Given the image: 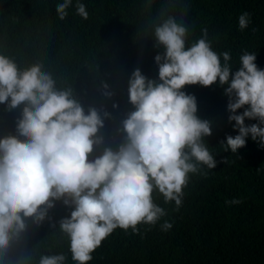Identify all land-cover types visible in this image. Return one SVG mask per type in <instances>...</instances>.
<instances>
[{
    "label": "clouds",
    "instance_id": "obj_1",
    "mask_svg": "<svg viewBox=\"0 0 264 264\" xmlns=\"http://www.w3.org/2000/svg\"><path fill=\"white\" fill-rule=\"evenodd\" d=\"M70 6L72 0L56 5L60 20ZM75 8L88 18L83 3ZM249 23L250 14L241 13L239 29ZM151 30L154 47L163 50L154 57L158 77L132 72L127 94L134 110L121 122L124 142L91 159L102 143L98 110L90 107L85 114L73 89L58 87L43 63L20 67L0 54V104L9 110L23 106L16 135L0 138V264H30V255L13 261L9 248L26 230L25 221L39 226L56 201L71 209L58 228L68 239L74 264H88L91 253L117 228L135 232L138 224L155 225L166 213L154 202V192L178 208L190 174L217 164L204 139L212 134V121L197 116L195 96L182 90L186 85L223 87L227 119L238 131L220 143L225 151L236 154L248 137L264 147V69L257 67L256 53L243 51L232 72L230 53L213 49L207 29L189 44L188 25L161 11ZM102 87V94L111 97L108 85ZM245 119L257 123L245 125ZM66 259L63 253L41 254L37 264H65Z\"/></svg>",
    "mask_w": 264,
    "mask_h": 264
},
{
    "label": "trees",
    "instance_id": "obj_2",
    "mask_svg": "<svg viewBox=\"0 0 264 264\" xmlns=\"http://www.w3.org/2000/svg\"><path fill=\"white\" fill-rule=\"evenodd\" d=\"M62 2L0 0V54L20 67L43 63L58 87L73 89L85 114L90 107L98 110L102 143L90 159L124 142L121 122L134 110L127 94L132 72L139 69L147 79L158 77L154 57L163 50L154 47L150 36L161 11L188 25L189 44L207 29L213 49L230 53L232 72L245 50L256 53L257 67L264 69V0H72L68 15L60 20L55 8ZM77 3L86 6V20L76 14ZM243 12L250 14V23L241 31L238 17ZM103 84L111 97L102 94ZM182 90L195 96L197 116L212 121V134L204 139L216 167L202 166L190 174L178 208L154 192V202L166 215L155 225L138 224L135 232L115 229L91 253L88 264H264V147L248 137L236 154L224 150L220 143L238 131L227 119L228 97L218 83ZM22 107L9 110L0 104V138L16 135ZM232 200L240 202L226 203ZM70 211L56 201L39 226L28 218L26 230L9 248L11 259L30 255V264H37L41 254L63 253L65 264H74L68 239L58 228ZM164 222L172 227L163 230Z\"/></svg>",
    "mask_w": 264,
    "mask_h": 264
}]
</instances>
